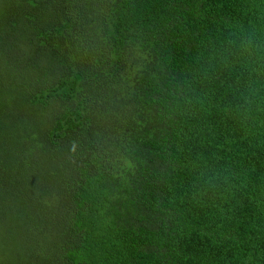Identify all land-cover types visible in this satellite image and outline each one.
Instances as JSON below:
<instances>
[{"label":"trees","instance_id":"1","mask_svg":"<svg viewBox=\"0 0 264 264\" xmlns=\"http://www.w3.org/2000/svg\"><path fill=\"white\" fill-rule=\"evenodd\" d=\"M0 264H264V0H0Z\"/></svg>","mask_w":264,"mask_h":264}]
</instances>
